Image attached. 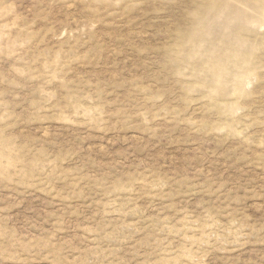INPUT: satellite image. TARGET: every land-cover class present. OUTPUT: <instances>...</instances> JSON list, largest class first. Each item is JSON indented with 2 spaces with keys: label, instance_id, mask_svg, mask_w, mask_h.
I'll list each match as a JSON object with an SVG mask.
<instances>
[{
  "label": "rangeland",
  "instance_id": "obj_1",
  "mask_svg": "<svg viewBox=\"0 0 264 264\" xmlns=\"http://www.w3.org/2000/svg\"><path fill=\"white\" fill-rule=\"evenodd\" d=\"M0 264H264V0H0Z\"/></svg>",
  "mask_w": 264,
  "mask_h": 264
}]
</instances>
